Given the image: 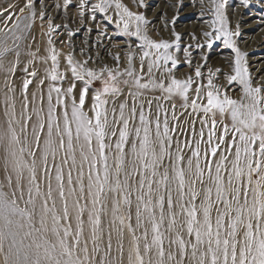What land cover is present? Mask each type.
I'll return each mask as SVG.
<instances>
[{
	"label": "snow or ice",
	"instance_id": "snow-or-ice-1",
	"mask_svg": "<svg viewBox=\"0 0 264 264\" xmlns=\"http://www.w3.org/2000/svg\"><path fill=\"white\" fill-rule=\"evenodd\" d=\"M166 2L0 8V264H264V0Z\"/></svg>",
	"mask_w": 264,
	"mask_h": 264
},
{
	"label": "bare ground",
	"instance_id": "bare-ground-1",
	"mask_svg": "<svg viewBox=\"0 0 264 264\" xmlns=\"http://www.w3.org/2000/svg\"><path fill=\"white\" fill-rule=\"evenodd\" d=\"M48 3H51L52 0H47ZM174 2V0H172ZM149 3H154V7H152V11L149 17H152L157 12L166 13L168 16H171L173 13H170V6L166 0H149ZM172 9V7H171ZM196 11L190 7H186L180 13V19L178 21V25L180 30L187 29L189 31L193 30L196 23L197 17L191 15ZM53 14L55 13V9H52ZM186 13H188L186 15ZM242 13V15H241ZM260 9L258 7L253 6L250 11H246L240 9L237 11L236 15L232 17L233 21H236L238 18L241 19V48L251 55L249 56L250 61H258V63L253 65V68L264 67V60H261V57H264V23L260 22ZM189 19V20H187ZM183 20H187L183 22ZM159 23V22H157ZM95 38V34H93V39ZM79 37L77 38V43H79ZM187 40V37H185ZM221 45V44H220ZM222 48L219 45H215L212 50V60L214 62H220V57L223 56ZM229 52V51H228ZM225 54V53H224ZM183 70V69H182Z\"/></svg>",
	"mask_w": 264,
	"mask_h": 264
},
{
	"label": "rangeland",
	"instance_id": "rangeland-1",
	"mask_svg": "<svg viewBox=\"0 0 264 264\" xmlns=\"http://www.w3.org/2000/svg\"><path fill=\"white\" fill-rule=\"evenodd\" d=\"M18 2H19V0H0V8H7L8 5H9L10 3H18ZM154 6H155L154 3H150V8H149V11H148V16H150V13H151V11H152V7H154ZM171 12L173 13V12H174V9H173V8L171 9V7H170V13H171ZM187 20H189V19H187ZM187 20H183V22H186ZM2 22H3V21L0 20V23H2ZM57 22H59V20H58ZM233 22L235 23V21H233ZM37 23H38V22H37ZM179 27H181V25H180ZM109 31L112 32L113 29L110 28ZM239 43H240V42H239ZM220 44H221V45H220ZM217 45L223 47L222 43H220V42H217ZM240 46H241V43H240ZM222 49H223V50H222L221 52H222L223 56L229 54V52H230L229 49H226V48H222ZM242 50H243V49H242ZM228 51H229V52H228ZM224 53H225V54H224Z\"/></svg>",
	"mask_w": 264,
	"mask_h": 264
}]
</instances>
